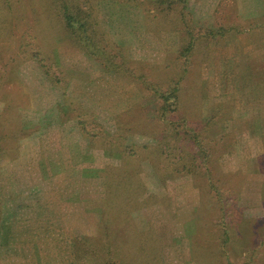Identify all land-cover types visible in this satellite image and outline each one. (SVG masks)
<instances>
[{
  "label": "rangeland",
  "instance_id": "374dc122",
  "mask_svg": "<svg viewBox=\"0 0 264 264\" xmlns=\"http://www.w3.org/2000/svg\"><path fill=\"white\" fill-rule=\"evenodd\" d=\"M23 1L12 37L0 33V264H96L86 249L106 238L116 264H264V0L181 3L199 38L180 61L176 22L150 30L141 10L97 3L152 89L176 83L162 116L155 93L104 72L45 18L34 45L49 46L62 84L13 62L32 25ZM168 138L191 175L162 170L180 155L162 156Z\"/></svg>",
  "mask_w": 264,
  "mask_h": 264
},
{
  "label": "trees",
  "instance_id": "16d2710c",
  "mask_svg": "<svg viewBox=\"0 0 264 264\" xmlns=\"http://www.w3.org/2000/svg\"><path fill=\"white\" fill-rule=\"evenodd\" d=\"M31 7L30 21L31 27L22 34L20 41H17L18 47L14 50L12 60L13 62L22 63L29 61L34 63L38 69L44 74L46 79L53 85H61L60 77L57 76V70L55 68L54 59L51 55L49 46L44 42L43 38H40V44L34 45L38 42L37 32L42 24L43 20L56 23L61 30L62 38L72 43V46L83 50L88 57L96 60L101 69L106 73H114L127 79L130 83H134L136 86L141 87L143 90H150V93L157 96L161 105L159 106L160 116L165 113V109L176 105L179 100L180 90L176 88V83H172L174 86H170L169 82L166 85L160 87L159 90L152 89L156 84L146 82L145 74L138 72L137 65L131 62L130 55L125 47L119 46L112 40L110 35L106 33V30L100 23L99 14L97 11V3L102 1H115L120 4H129L136 9L141 10L145 27L154 30L157 27H165L170 21L176 22L181 31L179 32L180 47L176 54H173L172 58L180 61L184 58L188 52L196 53L197 38L192 29L188 28L186 21V14L183 12V6L181 3L186 0H26ZM40 4L43 5L41 9ZM25 6L23 0H0V33L6 34L7 37H12L11 24L15 22L17 18L22 14ZM40 9L42 11H40ZM48 12V13H46ZM45 18V19H44ZM179 29V28H178ZM32 31V33L30 32ZM8 46V44H6ZM169 59V58H168ZM21 60V61H18ZM170 61V59L168 60ZM185 72V70H184ZM182 77V76H180ZM158 86V85H157ZM159 88V86H158ZM164 89V90H163ZM119 125V124H118ZM117 125V131H120V125ZM174 143L171 139H166L160 145L162 148V156L164 158L171 154V150H175L177 160L175 163L168 162L167 165H163L162 170H174L178 167L179 170H185L187 174H192L195 167V163H191L192 169L188 164L181 161V154L184 153V147L180 146L181 142L175 139ZM133 146L128 147L127 150L122 153L133 156L131 152ZM169 153H168V152ZM3 153V149L0 146V155ZM166 159V158H165ZM87 209H91L89 205L93 206V211H98L100 207H104L105 201L98 202V208H96L97 201L88 202ZM96 208V209H95ZM92 210V209H91ZM109 216V215H108ZM107 218V219H106ZM104 219V223H110L108 217ZM108 220V222H107ZM228 235V231L224 232V236ZM227 238V237H226ZM229 239V237L227 238ZM106 250L99 253L97 249H94L92 245L86 250L91 251L88 256L93 258L96 264H116L119 261L115 260L112 256V247L109 246L110 241L106 238ZM86 238L73 239L71 246L74 250L85 248ZM85 250V249H84ZM103 251V250H102ZM114 251V250H113ZM115 252V251H114ZM95 258V260H94ZM97 258V260H96ZM144 260H139V264H142ZM117 263V264H118ZM121 264V262H120ZM130 264V263H129ZM132 264H136L133 262ZM144 264V263H143ZM231 264V263H229Z\"/></svg>",
  "mask_w": 264,
  "mask_h": 264
},
{
  "label": "crops",
  "instance_id": "0c3cea01",
  "mask_svg": "<svg viewBox=\"0 0 264 264\" xmlns=\"http://www.w3.org/2000/svg\"><path fill=\"white\" fill-rule=\"evenodd\" d=\"M140 258V257H139ZM141 259V258H140Z\"/></svg>",
  "mask_w": 264,
  "mask_h": 264
}]
</instances>
